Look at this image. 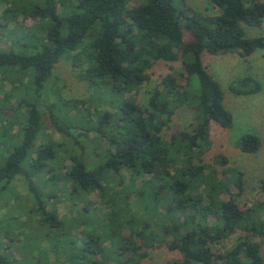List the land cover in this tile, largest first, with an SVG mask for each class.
Here are the masks:
<instances>
[{"label":"trees","instance_id":"trees-1","mask_svg":"<svg viewBox=\"0 0 264 264\" xmlns=\"http://www.w3.org/2000/svg\"><path fill=\"white\" fill-rule=\"evenodd\" d=\"M2 2L6 5L0 28L11 43L0 48V80L11 86L26 80L33 97L27 100L18 93L13 109L10 98L16 91L3 96L0 119L3 115L8 119L0 128L9 138L3 141L0 134V193L22 179L33 196L34 220L60 226L67 214L48 209V201L60 199L48 192L59 183L70 184L62 199L69 203L68 214L79 209L84 214L81 221L92 226L83 234L84 225L79 223L81 233L67 240L63 250L73 251L68 259L73 264H142L149 249L164 247L179 256L162 264H264L260 244L252 241L253 236L264 237V201L243 209L233 195L221 199L230 181L242 189V174L227 166L219 170L201 157L210 146V123L226 129L233 124L221 86L206 71L201 54L235 52L245 58L264 49V0H208L215 11L211 14L187 0ZM21 13L40 19L34 27L39 37L34 30L14 37L13 29H5V22ZM245 25L259 28L261 34L247 37ZM66 58L79 68L78 76L93 93L88 101H65L56 90L53 68ZM157 60H179L183 71L163 76L145 106L131 95L125 97L150 80L148 70ZM254 83L247 90L232 91L257 92L259 84ZM51 91L56 101L51 102ZM106 97L115 111L99 110ZM40 102L46 104L49 118ZM182 105L195 111L196 124L165 140L163 128ZM72 110L76 114L71 115ZM16 125L17 132L11 134ZM46 126L72 142L53 140L49 134L42 140ZM74 127L84 130L86 142L72 136L69 130ZM88 132L93 133L90 139ZM101 141L106 146L97 163L92 155L99 154L95 150ZM236 145L241 152L254 153L261 142L254 134H244ZM216 162L226 160L217 157ZM125 178L130 186L118 189ZM260 183L264 192V180ZM93 191H98L107 213L90 202L88 194ZM131 191L138 200L129 205ZM233 234L238 240L231 248L212 249ZM106 241L108 246L103 245ZM36 255L33 259L38 260L40 253ZM13 262L0 254V264Z\"/></svg>","mask_w":264,"mask_h":264},{"label":"rangeland","instance_id":"rangeland-1","mask_svg":"<svg viewBox=\"0 0 264 264\" xmlns=\"http://www.w3.org/2000/svg\"><path fill=\"white\" fill-rule=\"evenodd\" d=\"M190 5L195 9L211 14L215 11L211 9V5L208 4V0H187ZM133 3V2H132ZM5 3H0V14L5 7ZM206 7L208 9H206ZM58 11L60 5L57 6ZM5 29H13L14 37H23L28 31L34 30L36 37L40 36V31L34 28L40 24V19H33L23 13L15 16L13 20L5 22ZM0 24H3L0 19ZM245 35L249 38L255 37L261 34V30L254 26H244ZM13 37V39H14ZM1 31L0 28V48H6L10 45L11 40ZM202 63L206 71L216 80L221 86L224 93L223 104L225 108L230 111L233 118V124L231 128H222L216 122H211L209 127L210 133V146L202 154V158L206 163H210L217 168L230 167L241 172V190L238 189L233 181L228 185L227 191H222L220 194L221 199H228L231 195L235 198L238 205L245 209L258 201H264V192L260 188V181L264 180V49H257L252 55L248 57H240L235 52H224L219 54H211L204 51L202 55ZM181 62H165L163 60H157L153 63L148 72L150 73V80L145 82L140 90L133 91L130 94L125 93V97L130 95L134 97L142 106H145L149 94L155 88H160V79L168 73L182 72ZM79 68L74 66L70 59L66 58L58 62L54 68L52 75L55 78V88L59 95L65 101L74 99H83L88 101L92 98L93 93L88 88L86 82L78 76ZM54 80L52 79L51 83ZM254 82L259 84V90L251 94L237 95L232 91V88L237 89H249L254 87ZM193 86H196V78H192ZM20 85V86H19ZM15 86V87H13ZM11 86L8 81L0 80V105L3 102V96L12 92H15L14 97L10 98V104L15 109L17 104L18 93H21L27 100L33 97L28 93L29 83L24 80L21 84L17 81L15 85ZM20 87L17 91L15 88ZM15 89V90H14ZM45 94V93H44ZM43 94V95H44ZM32 95V96H31ZM50 100L56 101L55 92H49ZM47 101V100H46ZM108 99L99 103V110L113 112L115 109L108 104ZM44 114L49 118L47 114L46 104L40 102L38 105ZM94 115V110H92ZM71 115L76 114L75 110L70 111ZM197 114L195 111L186 105L178 107L175 113L172 115L170 122L163 129V138L168 140L171 134L177 133L181 130H190L196 124ZM8 116L3 115L0 119V127L7 123ZM49 119L47 120V122ZM11 134L17 132V125L12 127ZM44 134L42 140L46 141L48 134L52 136L53 140L66 141L71 143L72 139L67 136L55 134L48 126L44 128ZM2 128H0V134L3 136V141H8L9 136L2 134ZM69 132L72 136L78 137L79 140H83L84 130L78 127L71 128ZM244 134L256 135L261 145L254 153L241 152L236 143ZM88 138L93 137V133H87ZM20 141V138H16ZM15 140L13 137L9 139L11 145ZM39 141L37 145H39ZM86 141H82L84 143ZM73 146H75L73 144ZM106 146L105 141H101L98 144L95 151L99 152L98 155H92L93 161L97 163L101 161V154ZM4 147V146H3ZM76 147V146H75ZM78 150V147H76ZM101 151V152H100ZM92 153V151H91ZM90 153V155H91ZM101 153V154H100ZM224 158L225 164L216 162V158ZM70 161H65L64 165L68 166ZM232 173H227V177H231ZM48 175V174H47ZM118 180L115 179V183ZM138 180L137 185H140ZM130 180L125 178L121 186L118 189H124L126 186H130ZM53 191L48 192L49 195H58L60 199L48 201V209L54 208L59 216H63L62 225L48 224V222L35 221L37 217L32 213L34 209L33 196L29 192L27 186L22 179L17 178L9 189L0 193V254L5 257H9L14 260L13 264H73L70 258L73 257V251H68L67 248H63L67 245V240H75L83 230V223L85 232L92 226L84 224L83 212L77 210V212H69V203L62 200L64 199L70 189V184L59 183ZM117 188V187H115ZM49 189V187H48ZM125 192L120 194V198H124ZM107 197V196H106ZM90 202L96 203L98 208H103L104 212H108L104 201L100 200L98 191H93L88 194ZM128 202L131 205L133 201L138 200L135 194L131 191L128 195ZM53 203V204H52ZM121 205L124 204L120 201ZM30 204V205H29ZM74 212V213H73ZM73 213V214H72ZM35 219V220H34ZM80 223V224H79ZM58 227V228H57ZM125 236L126 234H123ZM238 234H233L228 238L222 240L220 243L212 246V249L217 252H224L226 249L231 248L238 240ZM79 240V239H78ZM252 241L260 244V250L264 257V237L253 236ZM103 245L108 246V242ZM40 253L38 260L33 259L37 257V252ZM65 253L62 254L60 252ZM45 252V255H44ZM59 253V254H58ZM55 256V257H54ZM65 256V257H64ZM176 251L168 250L167 248L148 250L147 257L142 259V264H162L167 260L178 257ZM62 257H64L62 259ZM35 261V262H34ZM75 261V260H74ZM76 264L78 261H75ZM199 264V263H195Z\"/></svg>","mask_w":264,"mask_h":264},{"label":"crops","instance_id":"crops-1","mask_svg":"<svg viewBox=\"0 0 264 264\" xmlns=\"http://www.w3.org/2000/svg\"><path fill=\"white\" fill-rule=\"evenodd\" d=\"M203 53H204V52H203ZM203 53L201 54V58H202ZM252 54H253V53H252ZM252 54H251V55H252ZM54 257H55V256H54ZM63 258H64V257H62V259H63Z\"/></svg>","mask_w":264,"mask_h":264}]
</instances>
